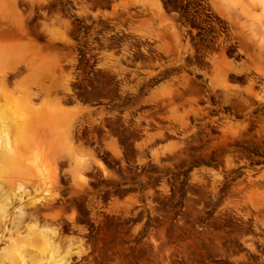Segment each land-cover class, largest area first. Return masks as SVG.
Returning <instances> with one entry per match:
<instances>
[{"label":"rangeland","instance_id":"1","mask_svg":"<svg viewBox=\"0 0 264 264\" xmlns=\"http://www.w3.org/2000/svg\"><path fill=\"white\" fill-rule=\"evenodd\" d=\"M69 1L0 0L4 262L264 264V0Z\"/></svg>","mask_w":264,"mask_h":264},{"label":"flooded vegetation","instance_id":"2","mask_svg":"<svg viewBox=\"0 0 264 264\" xmlns=\"http://www.w3.org/2000/svg\"><path fill=\"white\" fill-rule=\"evenodd\" d=\"M167 3L166 6H164V11L168 16H176L177 18V26L176 32L179 40L181 41V45H184L188 43L189 45L195 46L200 42V39H202L204 36H208L210 40H213L214 37H216V28L214 24V19L210 16H203V26L201 28H197V23L199 21L200 16L197 13V9L193 6H189V3L191 1H185V0H166ZM69 3H72V0L69 1ZM187 5V6H185ZM187 9V10H186ZM65 12L72 14L76 13L71 7V5H68L65 7ZM132 22L135 23L136 21V15L133 13ZM208 14V13H207ZM209 15V14H208ZM223 32V33H222ZM221 35L226 36L228 34L227 29H222ZM98 44V43H97ZM130 44L132 47V51L134 53H137L138 51H143L142 48L138 49L137 41L136 39H130ZM146 51H151V49L145 48ZM148 58L151 57V53H146ZM93 60V59H91ZM179 61H193V62H201V61H208L207 58H201L199 55H193V56H186L182 57L181 59H178ZM37 217H39V214H37ZM14 247H7V246H0V264H9L8 262H4L8 257L5 255L7 252L11 251ZM87 264V263H83Z\"/></svg>","mask_w":264,"mask_h":264},{"label":"bare ground","instance_id":"3","mask_svg":"<svg viewBox=\"0 0 264 264\" xmlns=\"http://www.w3.org/2000/svg\"><path fill=\"white\" fill-rule=\"evenodd\" d=\"M216 69V68H215ZM218 74H220V72H218ZM223 74V73H222ZM222 76V75H221ZM217 78V77H216ZM219 79V78H218ZM223 80V79H222ZM15 166V165H14Z\"/></svg>","mask_w":264,"mask_h":264}]
</instances>
